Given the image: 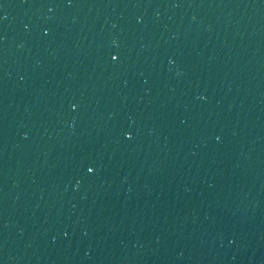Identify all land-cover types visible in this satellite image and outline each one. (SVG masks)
I'll return each instance as SVG.
<instances>
[{"label": "water", "instance_id": "1", "mask_svg": "<svg viewBox=\"0 0 264 264\" xmlns=\"http://www.w3.org/2000/svg\"><path fill=\"white\" fill-rule=\"evenodd\" d=\"M0 264H264V0H0Z\"/></svg>", "mask_w": 264, "mask_h": 264}]
</instances>
